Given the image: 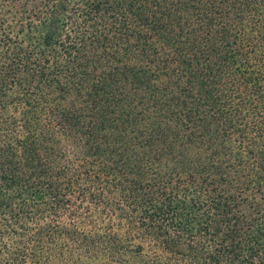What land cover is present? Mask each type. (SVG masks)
I'll return each mask as SVG.
<instances>
[{
    "label": "trees",
    "instance_id": "1",
    "mask_svg": "<svg viewBox=\"0 0 264 264\" xmlns=\"http://www.w3.org/2000/svg\"><path fill=\"white\" fill-rule=\"evenodd\" d=\"M0 264H264V0H0Z\"/></svg>",
    "mask_w": 264,
    "mask_h": 264
}]
</instances>
